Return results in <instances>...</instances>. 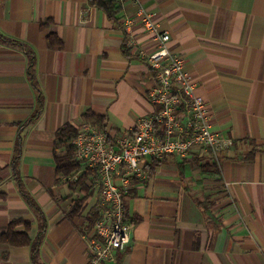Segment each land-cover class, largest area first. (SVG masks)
Here are the masks:
<instances>
[{
  "label": "crops",
  "instance_id": "crops-1",
  "mask_svg": "<svg viewBox=\"0 0 264 264\" xmlns=\"http://www.w3.org/2000/svg\"><path fill=\"white\" fill-rule=\"evenodd\" d=\"M140 6L169 33L171 50L198 77L213 129L233 142L219 162L203 151L167 155L148 178H136L126 195L131 240L115 262L96 264H264V0H126L122 22L136 17ZM46 19L51 22L42 28ZM132 31L138 46L127 54L124 30L89 0H0V35L21 43L0 41V264H35L31 245L2 240L19 219L31 221L32 240L38 234L40 219L23 191L47 220L40 261L91 264L87 217L97 190L86 171L92 194L83 211L70 216L86 192L79 181L67 183L57 174L56 157L66 151L56 134L66 123L79 128L87 110L106 116L110 136L157 110L147 94L156 73L138 55L139 47L155 48L153 36L141 23ZM49 33L64 42L62 49L48 46ZM30 52L44 106L22 130L17 177V136L39 97L28 73ZM251 139L261 147L244 160ZM151 160L145 158L144 167ZM206 160L218 165L219 174L207 170ZM207 196L215 220L197 203ZM15 229L24 231V223Z\"/></svg>",
  "mask_w": 264,
  "mask_h": 264
},
{
  "label": "built area",
  "instance_id": "built-area-1",
  "mask_svg": "<svg viewBox=\"0 0 264 264\" xmlns=\"http://www.w3.org/2000/svg\"><path fill=\"white\" fill-rule=\"evenodd\" d=\"M115 1L123 5L126 0ZM123 23L131 48L138 46L132 31L137 23L153 36L155 48L149 51L139 47L138 55L156 73V82L147 94L158 108L140 118L134 128L115 136L91 122H83L78 128L73 144L81 167L64 176V180L78 182L86 171H91L97 190L91 212L96 219L93 229L86 234L91 264L115 262L118 253L129 244L134 225L125 221L124 199L134 179L149 177L145 158H186L203 151L219 162L233 142L213 129L211 109L199 91L198 77L185 67L183 57L171 50L169 33L160 30L142 6L136 17H125Z\"/></svg>",
  "mask_w": 264,
  "mask_h": 264
},
{
  "label": "trees",
  "instance_id": "trees-1",
  "mask_svg": "<svg viewBox=\"0 0 264 264\" xmlns=\"http://www.w3.org/2000/svg\"><path fill=\"white\" fill-rule=\"evenodd\" d=\"M90 5L96 6L102 10L108 15V18L114 22L116 25L121 26V28L126 33V44L124 45L125 52L129 54V51L131 50L130 46H128L127 42L129 39V34H127V30L125 28L124 23L122 22V5L118 4L115 0H89ZM51 22V19H46L45 21L41 22V27H45L47 24ZM0 41L7 43V44H13V45H19L21 44L19 41L4 37L0 35ZM47 43L48 46L51 48L56 49H62L64 47V42L58 37L55 33H49L47 35ZM35 63H36V57L33 52H30V63L28 68V73L31 78L33 86L38 91L39 97H38V106L35 110V113L21 126L20 131L17 136L16 140V148H15V159L12 163L13 171L17 177H19V172L17 170L18 166V159L20 157L21 151H22V145H23V128L29 124L30 122L37 119L44 106V97L41 95V89L38 83L36 82V73H35ZM82 120L83 122H91L97 126L100 127L103 131H105L107 134L109 131L106 128L107 125V118L105 115L96 114L91 110H87L82 114ZM78 132V128L72 125L71 123H66L64 126L61 127V129L56 134V144L57 146L63 147L66 151L65 154L59 155L56 157V171L57 174L61 176H68L73 171L80 168V162L75 160V150H74V144L73 140L75 139ZM109 135V134H108ZM251 144V151L242 156L241 158L244 160H252L254 158L255 152L261 147L260 143H258L255 140L249 141ZM165 157L167 155H164L162 158H151V162L149 165L145 166L146 170L149 174H153L158 166H160L163 161H165ZM194 161H200L201 158L198 157V155L195 156L193 159ZM181 161H187L186 159H182ZM206 168L207 170L219 174V168L216 163L211 164L209 160H206ZM88 176V172H86L83 177L80 179L81 188L85 190L86 194L84 197H82L80 200H77L70 212V216H74L76 214H79L83 211L85 208L83 205L86 203L88 198L91 196L92 192L88 185L86 184V179ZM136 181V179H134ZM23 191V189H22ZM23 194L26 197V200L34 210V212L37 214L38 218L40 219L39 223V231L34 240H32L27 232V230L31 227V221L27 219H19L13 223L10 224L7 231H5L2 234V240L3 242L15 245V246H23V245H31L32 246V257L35 264H44L39 259V248L41 241L44 237L45 230L47 228V220L45 217V214L42 210V208L37 204V202L25 191H23ZM198 205L201 207L203 213L210 219L215 220L214 214L211 211L212 207L214 206V201L210 200V197H204L202 199H197ZM124 214H125V221L133 223V220L129 217L128 211H127V201L126 196L124 199ZM96 219V215L91 214V216L87 217V229L92 230L94 226V222ZM24 223L25 230L24 231H17L15 228L18 224Z\"/></svg>",
  "mask_w": 264,
  "mask_h": 264
}]
</instances>
